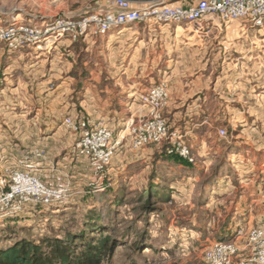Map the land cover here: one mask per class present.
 Masks as SVG:
<instances>
[{"label": "rangeland", "instance_id": "obj_1", "mask_svg": "<svg viewBox=\"0 0 264 264\" xmlns=\"http://www.w3.org/2000/svg\"><path fill=\"white\" fill-rule=\"evenodd\" d=\"M114 1L0 0V250L21 241L62 239L69 233L92 237L100 249L96 251L114 243L111 257H100V264H264L258 259L260 246L250 240L252 231H264L255 215L260 203L264 207V173H259L254 154L248 151L237 160L240 149L231 145L242 135L264 131V125L255 131L238 125L241 107H248L252 118L256 107H264V26L225 23L215 14L200 21V31L187 21L136 22L169 27L164 52L177 60L166 65L167 71L187 67L191 73L187 78L198 76L172 81L152 73L134 87L144 94L165 83L167 98L158 107L159 115L167 132L182 135L180 149L186 147L192 161L183 159L176 142L134 149L126 132L103 177L97 179L86 160L73 153L77 136L63 120L103 122L115 138L124 129L125 123L115 128L83 103L103 84L102 76L109 77L104 83L110 88L114 80L109 75L115 70L140 71L138 64L114 63L115 55L125 56L138 41L127 43L123 36L107 44L110 35H119L126 27L131 35L136 23L98 33L100 20L119 12ZM126 1L134 9L150 4ZM177 1L163 0L161 5L187 7L198 0ZM20 27L23 30L17 32ZM216 27L226 31L218 35ZM150 46L159 48L157 42ZM159 66L152 64L151 72ZM172 85L180 91H199L187 113L190 117L183 111L179 116L166 112ZM86 90L89 94L83 98ZM96 98L88 99L94 103ZM138 104L128 117H133V125L149 116L150 109ZM196 109L210 121L197 127L192 120ZM257 114L264 119V110ZM47 126L55 127V132ZM230 146L236 149L230 151ZM168 156L187 166L177 161L170 165L165 162ZM111 168L116 169L112 175ZM82 170L89 172L88 179ZM15 173L34 177L63 196L48 204L37 196L6 198L15 186ZM215 244V258L207 259Z\"/></svg>", "mask_w": 264, "mask_h": 264}, {"label": "built area", "instance_id": "obj_2", "mask_svg": "<svg viewBox=\"0 0 264 264\" xmlns=\"http://www.w3.org/2000/svg\"><path fill=\"white\" fill-rule=\"evenodd\" d=\"M163 0H150V4L141 8H131L126 0H115V7L118 13L107 15L100 20L101 29L98 32L104 35L106 31L117 23L125 20L136 22L149 21V23L170 24L181 21L194 23V28L197 31L202 30L200 21L208 14H215L218 18L225 22L239 21L247 23L255 27L264 26V0H198L190 6H168L161 5ZM23 27L16 31H22ZM13 31V30H12ZM167 93L165 83L161 82L148 89V91L139 97L140 103L147 107L149 116L140 118L136 125H133V117L124 122V129L115 138L112 136V131L103 122L94 123L83 117L70 118L65 117L63 124L66 129L77 136L74 144L73 153L77 159L86 160L90 171L94 177L99 179L103 177V173L112 161L114 153L118 145L121 144L123 136L127 132L131 135V144L134 149H142L152 143H161L169 141L172 144L177 143L183 159L192 161L187 156V148L181 146L182 135H177L176 132H167L164 122L159 115L161 105L165 103ZM220 136H226L225 130H219ZM12 191L6 198H13L20 194L26 198L41 197L42 204L47 203L49 199L60 198L63 195L61 191H54L43 186L36 178L24 176L23 173H15L13 176ZM23 184V187L18 185ZM250 240L260 246L258 259L264 262V231L254 230L250 234ZM208 251L207 259L215 258V249L218 245H213ZM217 262V260H215Z\"/></svg>", "mask_w": 264, "mask_h": 264}, {"label": "crops", "instance_id": "obj_3", "mask_svg": "<svg viewBox=\"0 0 264 264\" xmlns=\"http://www.w3.org/2000/svg\"><path fill=\"white\" fill-rule=\"evenodd\" d=\"M182 1L183 0H178L177 3L182 4L181 3ZM139 24L140 23L134 24L136 29L134 32L131 33V35H130V32H128L130 29L129 27L122 29L123 31H121L119 35L109 34L110 37H109V41L107 42V44L111 42L112 40L120 39L123 36L125 37L127 36L128 38L127 43H130V41H134V42L138 41L137 45L135 44L136 46L133 48L134 50L132 51L129 50V52H126L125 56L119 55V54L115 55L114 63L122 64L126 62L128 64L130 63L138 64L140 65V71L137 72L136 74L134 71L130 73L128 69H123L122 71H119V69H117L114 71V75L113 74L109 75L110 78L114 80L110 88L106 83H104L105 82L104 80L108 79L109 77L107 78V77L102 76L101 79L103 80V84L102 82L100 83L99 85L100 88L98 89L97 92H94V91H93L94 93L90 92L91 96H88L89 91L86 90L85 93L82 94L84 96L83 98H86L87 96L89 99L91 98L93 99V96L97 97L94 103L90 102L92 99L89 100L88 98L83 99V103L85 102V105L86 106L88 105V107H93V112H95L94 113L95 116H99L101 118L107 119V121H109L111 125L114 124L115 128H119L120 126H122V123H124L123 121H125L131 115L130 113H133L132 111L135 107V104L139 105L138 97H140V95H142L143 92L141 91L142 89H140V87H136V89L138 88L136 92L134 90V87L136 86L135 84L139 85L138 80L140 78L150 79L149 74H152V73L154 74V76L156 75L159 76L158 79L161 77L162 78L165 77L168 80H172V81H180V80H188V79L193 81L194 79L196 80L198 78V76H196L194 79L187 78L186 76H190L191 74L187 67L183 68V70L179 72H176L174 70L167 71L166 65L170 64V62H173V61L175 63L177 60L175 59L176 58L175 56H171L170 54H168V51L166 53L164 52V50H167L166 49L167 46H163V44H166L167 38H168L165 33L169 32V29H168L169 27L163 28L160 25H149L148 24V26L147 25L143 26ZM219 28L216 27V32L219 33L218 35H220L221 32L226 31V30L223 31V28L221 29ZM176 29L177 28L175 27L173 31L176 32ZM212 29H215V28L213 27ZM243 30L244 29H241V31ZM104 37L105 36H103L102 38ZM146 38L149 39V42H147ZM142 41H146V42L143 43ZM156 42L158 43V46H159L157 51L152 46H150V45H154ZM132 44H128V45L132 46ZM142 47L143 48L145 47L146 50L143 49ZM152 64L160 65L159 68H157V72H154V71L151 72ZM124 80L126 83H124ZM95 81L97 82L98 78H95ZM136 81H138V83H136ZM140 91L142 92L141 94H139ZM210 94H213V93L210 92ZM199 96H200L199 91H192V89L186 90V91H180V90H176L174 85H172L170 86V100H169V105H168L169 107L166 109V112L172 113V116H179L183 111L184 116L190 117L191 115H187V113L193 110L194 107H191V106L192 104L193 106H195L196 101H198L199 99ZM186 98L192 99L190 103L188 101L185 102ZM247 108L248 107H244V108L241 107L239 111L238 125L240 126V128H242V130L244 131H248V129H251V130L258 129V128L263 129L264 119L262 116L260 115L258 116L257 113L258 111L263 112L264 107H256V110L254 111L256 113H254L255 115L253 118H252L250 111ZM248 112L250 114H248ZM195 116L196 117L193 118L192 120L197 127L206 124L207 123L206 121H210V119L208 118V115H203L202 113L199 114V111L197 109L195 110ZM182 120L185 121L184 124L188 123L186 119H182ZM190 120L191 119H189V121ZM47 128H54L51 131L52 134L56 130V128L53 126L51 127L47 126ZM256 134L257 135H254L253 137H250V135L249 136L247 135V137H243L242 135V139H236L235 141L232 142L231 145H234L235 147H238L240 149V150H237L239 151L236 156L238 158L237 160H241L243 154H245V156H248V154L246 153L248 151L254 154L255 155L254 162L255 164L258 165L259 170H260L259 173L261 174V173H264V146H263L264 145V131L263 130L256 131ZM70 137L71 136L69 134L68 138L71 140ZM234 146H230L229 148L230 151L231 149L235 148ZM229 155L231 156L232 154L230 153ZM233 155H236V154H233ZM257 156H260V158H257ZM244 159L246 160L245 162L248 161V158H244ZM165 162L169 163L170 165H172L173 163H176L171 158H167ZM176 164L181 167L187 166V164L185 165L183 162H177ZM111 170L112 171L109 172L108 174L112 175L113 174L112 172H115L116 169L111 168ZM82 171L85 172V174L83 173V175L88 179L89 172L84 171V170ZM163 180L165 181L164 178ZM160 186H163V185L160 184ZM259 203H256V205H258ZM259 206H260V209L255 212V215L258 218H260L259 220H261V224L264 226L263 203H260ZM244 208H245L244 210H246L247 207L244 205Z\"/></svg>", "mask_w": 264, "mask_h": 264}, {"label": "trees", "instance_id": "obj_4", "mask_svg": "<svg viewBox=\"0 0 264 264\" xmlns=\"http://www.w3.org/2000/svg\"><path fill=\"white\" fill-rule=\"evenodd\" d=\"M172 159L185 163L179 158ZM91 238L65 233L62 239L44 237L13 243L0 250V264H100V257H111L114 243L96 251L97 243Z\"/></svg>", "mask_w": 264, "mask_h": 264}, {"label": "bare ground", "instance_id": "obj_5", "mask_svg": "<svg viewBox=\"0 0 264 264\" xmlns=\"http://www.w3.org/2000/svg\"><path fill=\"white\" fill-rule=\"evenodd\" d=\"M127 23H135L134 21H130V20H125V21H123V22H120V23H117V24H115V25H111V27L108 29V31H111L112 29H115V28H117V27H119V26H121V25H126ZM115 27V28H114ZM112 28V29H111ZM262 28V27H261ZM107 32V31H106ZM109 33H111V32H109ZM113 38V37H112ZM182 158V157H181Z\"/></svg>", "mask_w": 264, "mask_h": 264}]
</instances>
